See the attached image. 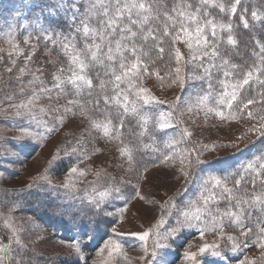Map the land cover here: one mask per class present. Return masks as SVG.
<instances>
[{"label":"rangeland","instance_id":"1","mask_svg":"<svg viewBox=\"0 0 264 264\" xmlns=\"http://www.w3.org/2000/svg\"><path fill=\"white\" fill-rule=\"evenodd\" d=\"M80 2L83 0H0V247L6 249L0 256L7 252L9 264H84L85 260L88 264H145V261L190 264L185 261L184 252H198L203 244L213 243L225 250L226 258L234 255L231 241L222 237L231 235L241 241L243 237L238 229L229 226L230 220L240 217L248 227L256 229L252 225L253 212L263 221L264 209L259 205L245 207L237 201L224 207L223 203L231 199L224 192V188L232 186L230 181L214 172H203L208 171L205 164L185 177L181 172V157L189 152L194 156L205 146L202 161L227 157L252 140L257 134L248 129L259 125L217 115L219 112L211 105L213 98L207 96L210 86L209 75L202 69L204 56L196 52L195 45L189 50L186 44L177 42L171 50L181 52L179 66L184 87L172 82L178 65L174 56L169 60L168 54L159 59L160 67L150 70L146 80L137 82L136 92L161 101L167 108L163 113L173 121L171 135L165 138L166 158L145 171L138 170L115 138L103 137L102 129L94 127L106 121L80 100L84 87L76 89L69 83L73 72L79 71L73 59L83 61L84 55L73 48L74 34L69 33L70 38L68 30H59L58 23L65 21L75 31L79 27V37L84 39V25L77 12ZM171 13H175L180 24L173 37L182 25L189 27L191 22L182 19L178 11ZM89 15L94 21L95 13ZM194 15L202 24L201 15ZM60 81L64 82L61 87H54ZM220 100L215 99V107L221 104ZM152 104L143 107L151 108ZM159 117L152 118L146 126L158 122ZM186 139L189 146L183 144H188ZM53 156H58V160L50 164ZM257 165L262 162L257 161ZM64 168L66 172L60 174ZM72 168L77 173L69 176ZM213 176L222 180L220 186L215 185ZM66 181H71L67 188ZM116 188L120 189L119 194ZM109 189H112L109 195L102 198L100 193ZM30 190L38 192L40 204L46 200V194L58 193L62 196L58 209L65 215L69 213L65 212L64 203L69 199L79 201L78 209L82 212L104 208L100 211L103 226L91 231L88 219L83 218L82 224L73 226L67 238L62 235L61 226L51 227L50 214L35 215L31 211L34 203L24 204L30 199L26 196ZM210 196L216 198L209 200ZM205 209L207 227L203 238L196 230H182L150 257L157 240L175 226L177 217ZM109 212L111 215L106 214ZM220 224L225 225L224 231H214ZM144 232L149 233L146 241L135 239ZM88 235L91 239L82 245L81 256H75L71 246ZM109 239L120 244V249L111 256L107 250L101 251ZM256 239L253 235L248 246L235 253L237 262L228 259L227 262L240 264L247 259L252 264H264L261 259L264 252L256 246ZM145 247L149 255L143 251ZM197 260L199 264H224L210 253L198 256Z\"/></svg>","mask_w":264,"mask_h":264},{"label":"trees","instance_id":"2","mask_svg":"<svg viewBox=\"0 0 264 264\" xmlns=\"http://www.w3.org/2000/svg\"><path fill=\"white\" fill-rule=\"evenodd\" d=\"M81 2L77 3V8L79 7L82 12L83 3ZM228 2L229 0H209V2L205 4L204 0H144L143 3L149 8V11L144 13V15L148 16V21L143 26L145 29L143 34L147 35L146 30L150 28L154 30L157 36L162 37L165 27L172 29L171 33L173 34L176 28L179 29L180 27V24L177 23L179 20L178 17L175 13H171L173 11L200 14L201 16L199 18L202 17L201 25H203L206 19L214 20L217 25L220 23H227L231 20V33H229L227 29L221 33L220 29L217 28V32L222 36L220 42L222 57L215 58V62L213 63H208V61L211 60L209 57H204V59H202V62H204L202 69H208L206 74H211V80H209V85L211 84V87L208 89L209 94L207 96L213 98L214 103L211 105L218 112H222L224 118H228V120L246 119L245 121L259 125L258 122L260 117L264 116V83H262V81H264V65H261L259 62V47L260 44H264V31H261V24L264 23V0H241V4L238 6L237 13L234 17L226 13H220L218 7L213 6ZM231 2H234V0H231ZM197 8L199 11H196ZM242 9H247V12L244 14L249 22L248 29H244L239 20ZM253 11H256L261 19H253L251 16ZM58 25H60L58 27L59 30L66 29L68 30V34H74V37H72L73 48H75V50L77 49V52L81 56L84 55L83 61L88 65V67H85L83 74L89 79H92L93 82V87L91 89L84 86L80 100L84 105L89 106L100 118L106 121V123L110 120L111 123L116 126V130L120 133V136H113V138L123 146L129 158L136 164L138 170L145 171L159 164L167 156L168 142L165 141V138L171 135L170 130H160L157 126L153 129V124L151 126H144L141 116L149 117L148 121L152 118L157 119L160 114L163 113V110H167V108L163 104L156 102L152 104L153 106L151 108L143 107V102L139 100L136 95V90L138 89L137 82L146 80L150 70L160 67V65L157 64L160 61L159 57L161 55L158 51L159 40L153 41L151 37H148L147 43L142 39L138 40V55L140 57L141 69L136 78L130 77V83H123L120 85L121 95L127 91L130 93V99L137 101V108L139 111L133 118L132 115H123V108L115 104V102L111 105L104 104V96H111L113 94V89L115 87L113 73L120 74L118 62L105 61L104 64L98 62L93 63L92 60H89V56L91 57L89 49L93 51L96 49L91 41L85 43V40L79 37L80 32L77 33L73 25L65 21H60ZM195 25L190 23L189 27L195 28ZM137 30H139V28H137ZM208 32L210 35V29H208ZM70 34L69 37L71 38ZM228 34L233 35V38L236 40L235 45L227 44L226 38ZM163 39L168 41V43L164 45L166 51L163 57H165L167 54L169 56V48L172 46V35L163 37ZM141 44L144 45L142 48H140ZM223 58L229 60V65L223 66L221 69L211 67L213 64L222 65ZM131 62L134 61H130L129 64ZM202 62H200V64ZM232 64H236L237 68L233 69L231 67ZM224 71H228L229 76L225 77L223 75ZM249 71L252 72V78L249 84L244 85L242 88L235 89L238 95L237 100L233 102V107L230 109L224 104H218L217 107H215V99H222L225 94L231 93L234 90L233 85L241 84ZM102 81L103 84L101 83ZM89 92H91L90 97L88 95ZM89 99L92 103H87ZM249 100H252L253 103L248 104ZM96 101H99V111H95ZM244 105H247V107H244ZM131 108L132 105L129 104L130 113ZM249 113H251V116ZM104 116H107L108 119L105 120ZM121 119L124 120L123 128L120 127ZM141 133H143V135H141ZM186 142L188 144L184 142V146H189L190 143L187 139ZM219 159L220 160L215 159L205 164V170L216 171L214 173L227 177L230 181L229 184L230 186L232 185L230 187L232 195L228 202L223 203L224 207L239 200L245 207L259 205L264 209V205H261L257 199L258 197H264V168H261V165H257V161L258 163L262 162V164H264V137L257 134L242 148L230 153L227 157L223 156ZM241 159H244V161L241 162ZM249 164H253L252 168L248 167ZM65 170L66 168L62 169L60 174L65 173ZM236 180H240L239 185H236ZM234 194H236V196H233ZM37 195V191H28L26 196L30 199L24 204L34 203L32 206L35 210L31 209V211H34L33 213L35 215L39 213L40 215L50 214L52 216L51 227L56 229L58 226H61L62 235H66L67 238L73 230L72 227L82 224L83 218L88 219V223L92 226L91 231L96 232V230H99V228L103 226L100 212H97L98 209L95 210L94 208L92 211H79V201L76 200L73 202V200L69 199L68 201L65 200L64 203L65 212L69 214L64 215L62 218L58 215H54V208H59L58 205L59 202H61L62 196L56 192L50 193V195L46 194V200L40 204ZM23 196L25 195L23 194ZM225 196L229 197V194ZM236 198H238V200ZM31 199L33 201H30ZM22 200L25 199L22 198ZM23 209L29 210L26 207H23ZM253 213L252 225L254 224V228H258V221H262V219L258 220L257 213ZM87 232H89V229ZM3 257V263L9 264L7 261V252L3 254ZM237 257V254L234 253V255L227 256V259L234 263L238 261Z\"/></svg>","mask_w":264,"mask_h":264},{"label":"snow or ice","instance_id":"3","mask_svg":"<svg viewBox=\"0 0 264 264\" xmlns=\"http://www.w3.org/2000/svg\"><path fill=\"white\" fill-rule=\"evenodd\" d=\"M209 0H204V3L207 4ZM241 4V0H234L231 2L229 0L228 3H220L219 5H213L214 7H218L220 13H226L230 16L234 17L237 13L238 6ZM149 8L146 7L144 3H135V2H127V0H107V2H100L97 0V3H92L91 0H83V10L81 12L80 8H77V12H80L81 20L80 23L84 25L83 27V36L85 43L91 41L96 50H91V60L98 62L100 64L105 63V59L108 62H118L120 74L114 75V83L115 87L113 89V94L111 96H104V104L111 105L113 102L115 104L121 106L123 108V115H132L133 118L138 113L139 109L137 108V101L130 99V93L125 91L123 95H121L120 85L123 83H130V77L136 78L141 69L140 57L138 55V40L142 39L145 43L148 42V37H151L153 41L159 40L158 51L160 55V59H163V54L165 53V44L168 43L167 40L163 39V37H169L172 35L170 29L165 27L162 37H159L155 34L153 29H147V35H144V24L148 21V16L144 15V13L148 12ZM196 11H199L197 8ZM90 12L95 13V19L93 21V17L89 15ZM247 12V9L241 10V15L239 16V20L242 23L244 29L249 28V22L246 19V15L244 13ZM179 16L184 20L190 21L192 24H196L195 30H190L187 26H181V30L175 33V36L171 39V45H175L177 42H181L187 45L189 50H192L195 45V50L197 53H202L204 57H209L210 59H215L217 57H222V52L220 49V42L222 40V36L217 32V28L220 29L221 33L227 29L229 33L232 32V23L231 20L227 23L216 24L212 19H206L203 25L197 20V16L192 12H180ZM253 19L259 20L261 17L258 16L256 11L251 13ZM142 17V18H141ZM94 23L95 27H92L91 24ZM137 26H139V30H137ZM210 29V35L208 32ZM261 31H264V23L261 24ZM76 32H80V28H76ZM183 37V39H182ZM227 44L235 45L236 40L233 38V35H227ZM259 43V41H258ZM113 44L115 47L113 48ZM144 45L141 44L140 48ZM106 48V51H105ZM119 54V55H117ZM259 55H260V64L264 65V44H260L259 47ZM174 56L175 62L178 65L175 68V76H173L172 82H179L181 87H184V80L181 79V67L180 62L182 60L181 52L179 49H175L173 52L171 47L169 48V60ZM194 59H198V56H194ZM130 61L131 62L129 64ZM73 64L79 66L78 72H73V75L69 81L71 85H73L76 89H81L84 86H87L88 89L93 87L92 79H89L86 75H84L85 67H88L82 60L73 59ZM229 65V60L226 58L222 59V65L213 64L211 67H216L221 69L223 66ZM94 66V65H93ZM231 67L233 69L237 68L236 64H232ZM208 71V69H205ZM223 75L225 77L229 76L228 71H224ZM252 78V72L249 71L245 78L243 79L241 84L233 85V91L231 93L225 94L220 100L221 104L226 105L228 108L233 107V102L237 100V91L235 89L242 88L244 85L249 84L250 79ZM211 80V74L208 77ZM63 81L56 83L54 87H61ZM103 84V81L101 82ZM264 83V81H262ZM211 87V84L209 85ZM47 90V89H46ZM66 94H70L68 90H66ZM89 97L91 96V92L88 93ZM139 100L143 101V105H148L151 102L162 103L161 101H155L154 97L148 95H141L140 93L136 94ZM73 103L69 101V104ZM87 103H92L89 99ZM253 103L252 100L248 101V104ZM129 104L132 105L131 113L129 112ZM99 101L95 102V111H99ZM247 107V105H245ZM21 114V113H18ZM119 115V113H118ZM217 115L223 117V113L219 112ZM251 116V113H249ZM104 119L107 120L108 117L104 116ZM141 120L144 126L148 124L149 117L141 116ZM161 130L170 129L173 126V121L166 117L164 113L160 114L159 121H154L153 129L157 126ZM259 126L250 127L248 132L253 134H258L261 137H264V116L260 117L258 122ZM124 120H120V127L123 128ZM94 127L97 130L102 129L103 137L112 138L113 136L119 137L120 133L116 130V126L111 123L109 120L108 123H96ZM148 130V129H146ZM143 135V133H141ZM188 133H184V136H187ZM35 138V137H31ZM207 150V146L200 151H197L195 155L191 152L187 154V156L181 157V172L185 177H190L192 172H195L201 164H208L213 160H201V155L203 151ZM75 151V149L73 150ZM68 154V153H66ZM18 158V157H17ZM58 160V156H53L50 164L55 163ZM216 160H220L217 158ZM186 161V163H185ZM249 168H252V164L248 165ZM187 168L189 171H185ZM261 168H264V164L261 165ZM209 174H212L216 171H203ZM77 173L76 168H72L69 176ZM225 180L227 177L224 178ZM213 180L216 186H220L222 184V180L213 176ZM236 185L240 184V180L235 181ZM71 184V181H66L64 187L67 188ZM112 189H109L108 192H101L100 195L102 198L109 195ZM115 192L117 194L120 193V189L116 188ZM224 192L229 194L231 197L232 190L228 188H224ZM216 197L210 196L209 200H212ZM261 205H264V197L257 198ZM246 202V201H245ZM97 204L100 202L97 201ZM237 203H242L241 201H237ZM104 208H99L97 212L102 211ZM207 209L204 211L198 210L197 212H185L182 217H177V221L175 226H173L170 231L162 237L161 240H157L155 245L153 246V250L150 253V257L155 256L157 254V250L166 247L167 241L169 238L176 236L182 230H196L200 233L201 238H203L205 229L207 227L206 220L207 216L205 213ZM107 215H111V213H106ZM54 215H58L60 217H64L65 213L61 209L54 210ZM244 215H247L246 213ZM259 227L253 229L248 227L247 224L243 222L240 217H237L236 220H230L229 226L234 229H238L240 232V236L243 237V241L238 237H234L228 235L227 237H222L231 241V251L233 253L240 252L244 247L248 246V242L252 239V236L255 235L257 237L255 244L258 246L262 252H264V221H258ZM225 225L220 224L218 227H214V231L223 232ZM247 229V231H245ZM149 237L148 232H144L140 235H136L135 239L139 241H146ZM91 239L90 235L85 236L83 240H76L75 243L71 246L72 253L75 256H81L82 254V245H85ZM120 249V244L115 241L109 239L105 242L104 248L101 251L107 250L109 256L113 254V251H118ZM6 249L4 247H0V253L5 252ZM146 255H149L148 248L145 247L143 249ZM210 253L212 257L221 259L224 261V264H228L227 258L224 253L225 250L217 243L203 244L199 247L198 252H184L185 261L190 262V264H199L197 257ZM264 260V256L261 258ZM0 264H3V257L0 256ZM84 264H88V261L85 260ZM145 264H148V261H145ZM240 264H252V262L247 259L240 262Z\"/></svg>","mask_w":264,"mask_h":264}]
</instances>
